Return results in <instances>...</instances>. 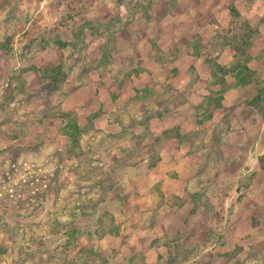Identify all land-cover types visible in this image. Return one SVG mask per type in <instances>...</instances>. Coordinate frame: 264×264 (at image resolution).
Instances as JSON below:
<instances>
[{"label":"rangeland","instance_id":"rangeland-1","mask_svg":"<svg viewBox=\"0 0 264 264\" xmlns=\"http://www.w3.org/2000/svg\"><path fill=\"white\" fill-rule=\"evenodd\" d=\"M0 264H264V0H0Z\"/></svg>","mask_w":264,"mask_h":264},{"label":"trees","instance_id":"trees-1","mask_svg":"<svg viewBox=\"0 0 264 264\" xmlns=\"http://www.w3.org/2000/svg\"><path fill=\"white\" fill-rule=\"evenodd\" d=\"M230 12L231 14H235L236 9L234 7L230 8ZM249 44H242L240 46V44H236L233 45L234 51L235 52H240L243 50V48L248 47ZM234 58H236V56L234 55ZM246 59L243 61L240 58L235 59V62L227 69L224 70V72L226 73H232L235 72V76H238V79H240V83H244L245 81H247L246 76H247V72H245L246 69H248L247 64H246ZM229 69V70H228ZM82 129L77 126L76 121H73L72 119L68 118V121L66 122V124L63 126L61 133L64 134L66 137L73 139V141H76L81 134ZM113 233L117 234V231H114ZM72 235V234H71ZM69 237H70V232H69ZM68 237V238H69Z\"/></svg>","mask_w":264,"mask_h":264}]
</instances>
